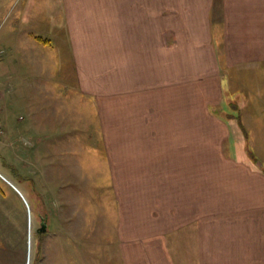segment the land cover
I'll use <instances>...</instances> for the list:
<instances>
[{
    "label": "crops",
    "instance_id": "obj_1",
    "mask_svg": "<svg viewBox=\"0 0 264 264\" xmlns=\"http://www.w3.org/2000/svg\"><path fill=\"white\" fill-rule=\"evenodd\" d=\"M65 5L81 90L99 103V137L116 119L107 152L118 215L131 222L121 229L127 264H264V0ZM27 13L0 46L3 100L30 97L17 75ZM43 96L26 103L49 104Z\"/></svg>",
    "mask_w": 264,
    "mask_h": 264
},
{
    "label": "rangeland",
    "instance_id": "obj_2",
    "mask_svg": "<svg viewBox=\"0 0 264 264\" xmlns=\"http://www.w3.org/2000/svg\"><path fill=\"white\" fill-rule=\"evenodd\" d=\"M65 3L66 0H0V46L12 28L18 31L16 25L18 21L22 23L19 16L23 7H27V20L31 22L27 55L24 53L27 57L17 65L22 83L18 92H28L30 97L26 93L21 102L19 95L14 99L13 94L10 100L8 94L3 100L0 89V264L128 263L121 229H130L131 222L126 224L118 215L107 152L115 145L108 138L116 135V119L111 117L105 135L99 137L103 131L97 115L99 103L81 90L68 49L71 36ZM33 8L35 12L31 14ZM32 25L41 41L35 38ZM47 39L49 43L44 41ZM4 83L0 74L3 89L7 87ZM257 85V81L253 82V86ZM35 94L49 104L30 106ZM254 106L257 111L258 104ZM231 107L236 104L227 105ZM254 111L249 112L248 119H255ZM69 115L76 118L71 120ZM249 136L250 133L245 138ZM249 145L257 153L253 140ZM103 215L108 216L107 221ZM46 216L48 229L39 232L41 218ZM81 229L89 234H72L69 242L68 236H55L59 231L69 234Z\"/></svg>",
    "mask_w": 264,
    "mask_h": 264
},
{
    "label": "water",
    "instance_id": "obj_3",
    "mask_svg": "<svg viewBox=\"0 0 264 264\" xmlns=\"http://www.w3.org/2000/svg\"><path fill=\"white\" fill-rule=\"evenodd\" d=\"M46 229H47V222L46 221H42L41 222L40 231H45Z\"/></svg>",
    "mask_w": 264,
    "mask_h": 264
},
{
    "label": "built area",
    "instance_id": "obj_4",
    "mask_svg": "<svg viewBox=\"0 0 264 264\" xmlns=\"http://www.w3.org/2000/svg\"><path fill=\"white\" fill-rule=\"evenodd\" d=\"M1 124H2V122H1V120H0V137H1L2 134H3V132H1V129H2ZM2 125H3V124H2Z\"/></svg>",
    "mask_w": 264,
    "mask_h": 264
},
{
    "label": "trees",
    "instance_id": "obj_5",
    "mask_svg": "<svg viewBox=\"0 0 264 264\" xmlns=\"http://www.w3.org/2000/svg\"><path fill=\"white\" fill-rule=\"evenodd\" d=\"M254 157H255V156H254ZM254 159H256V160L258 161V158L255 157ZM44 219H46V217H45ZM44 221H45V220H44Z\"/></svg>",
    "mask_w": 264,
    "mask_h": 264
}]
</instances>
